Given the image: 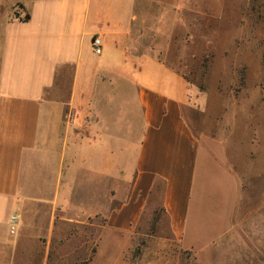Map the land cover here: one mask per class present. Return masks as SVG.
Returning <instances> with one entry per match:
<instances>
[{
	"label": "crops",
	"instance_id": "1",
	"mask_svg": "<svg viewBox=\"0 0 264 264\" xmlns=\"http://www.w3.org/2000/svg\"><path fill=\"white\" fill-rule=\"evenodd\" d=\"M156 5L0 0V264H126L159 192L197 264L264 263V170L195 134Z\"/></svg>",
	"mask_w": 264,
	"mask_h": 264
},
{
	"label": "rangeland",
	"instance_id": "2",
	"mask_svg": "<svg viewBox=\"0 0 264 264\" xmlns=\"http://www.w3.org/2000/svg\"><path fill=\"white\" fill-rule=\"evenodd\" d=\"M153 2L163 13L167 11L168 27L172 24L166 38L159 36V54L164 64L182 76L190 88L191 107L186 115L195 134L207 148L219 155L227 153V158L231 156L228 161L232 158L236 162L241 176L252 168L254 173L261 172L264 0ZM215 181H222L220 175L208 183L213 187L211 183ZM159 194L151 199L133 249L126 255V264H197L191 252H183L168 241Z\"/></svg>",
	"mask_w": 264,
	"mask_h": 264
},
{
	"label": "built area",
	"instance_id": "3",
	"mask_svg": "<svg viewBox=\"0 0 264 264\" xmlns=\"http://www.w3.org/2000/svg\"><path fill=\"white\" fill-rule=\"evenodd\" d=\"M92 48H93V52L95 54L99 55L101 53V43H100V40L98 38H94L93 39ZM16 225H17L16 219L15 218H10V221H9V233L11 235L15 233Z\"/></svg>",
	"mask_w": 264,
	"mask_h": 264
},
{
	"label": "trees",
	"instance_id": "4",
	"mask_svg": "<svg viewBox=\"0 0 264 264\" xmlns=\"http://www.w3.org/2000/svg\"><path fill=\"white\" fill-rule=\"evenodd\" d=\"M25 18H27V16Z\"/></svg>",
	"mask_w": 264,
	"mask_h": 264
}]
</instances>
